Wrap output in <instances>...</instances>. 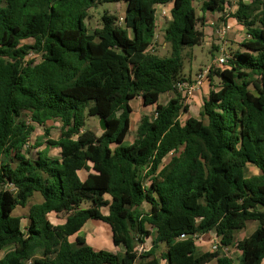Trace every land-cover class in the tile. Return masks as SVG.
<instances>
[{
  "label": "trees",
  "instance_id": "obj_1",
  "mask_svg": "<svg viewBox=\"0 0 264 264\" xmlns=\"http://www.w3.org/2000/svg\"><path fill=\"white\" fill-rule=\"evenodd\" d=\"M197 1L0 0V264H264V0H239L232 17L247 30L243 51L211 70L201 119L184 121L189 107L177 85L192 81L183 53L205 38ZM116 2L126 3L123 25L105 13L91 33L89 11ZM169 4L171 52L160 57L149 48L157 7ZM229 5L202 0L201 11L223 14ZM30 53L40 60L28 61ZM138 98L155 115L143 116L124 145ZM88 118L104 119L107 130L86 129ZM57 121L61 137L45 135L59 155L32 157L35 127ZM248 165L260 175L247 178ZM35 193L44 201L25 225L12 214ZM90 220L107 224L123 252L96 250L78 235ZM250 221L257 229L236 242ZM211 232L241 252L237 261L199 249L198 237ZM149 236L151 249L139 254Z\"/></svg>",
  "mask_w": 264,
  "mask_h": 264
},
{
  "label": "rangeland",
  "instance_id": "obj_2",
  "mask_svg": "<svg viewBox=\"0 0 264 264\" xmlns=\"http://www.w3.org/2000/svg\"><path fill=\"white\" fill-rule=\"evenodd\" d=\"M201 1L202 0L197 1L195 3V7L197 9V13L200 19L204 16V14L201 11ZM229 2L230 5L226 8L227 9L226 12L223 14L221 13L222 16L220 18H217V23L215 24V26L217 29H219L220 27H222L225 21L231 20V22L234 25V30L229 25L230 29L227 35L223 39H220L217 36H215L216 39L212 41H208L205 40L204 38V41L201 45L195 46L193 48H186L183 53L184 56L183 75L186 78H189L191 75L194 76L200 69L202 70L212 65L214 60L218 59L222 55L221 47L225 49V54L230 58L236 52L243 51L241 44L247 38V30L243 26H239L238 25L239 23L236 22V20L232 17V15L236 12L238 8L239 0H229ZM105 13H109L110 15L116 16L119 20V25H123L124 22L123 19L126 13V3L125 2L105 3L95 8H92L89 11L90 16L89 19L87 20V25L91 33L94 32L95 29H98L102 26V17ZM199 29L202 30L205 35L206 25L199 23ZM162 33L163 30L158 29V39L155 43V49L153 52L160 57H168L170 56L171 47L169 44L165 43V38ZM34 54L35 53H30L27 56V60L28 61L35 59H37V61L40 60V57H37ZM218 84H219V80L216 78L215 85ZM173 96H174L173 93L162 95L160 98V103L166 104ZM132 104L134 106V114L131 117V130L129 135L127 136L124 145H128L132 143L136 138L137 127L142 117L145 115L152 116L155 111V108H145L141 98L132 102ZM182 119L184 121L186 120L184 115L182 116ZM99 121L100 120L98 118H88L86 121V129H92L98 134L101 133ZM45 128H47L50 131L49 137L51 139H59L61 137V123L59 121L48 122L45 127L37 125L35 127L34 133L31 136V141H30V146H31L30 151L32 156H35L37 153L40 152L41 153L48 152L49 154H56L57 152V149L55 148L48 149L47 145L45 144L46 141L45 139L49 138L45 135ZM170 158L171 156H169L164 161V163L165 164L168 163ZM252 170L253 169L251 168V177L254 176ZM247 175L249 176L250 173H247ZM82 176L84 177L83 174ZM39 199H41V203H43V197L41 196V194L35 193V195L29 200L26 207H17L13 211L12 215L27 218L29 216V211L32 205L40 204ZM87 205L88 204H83V208H87L88 207ZM143 206H144V210L145 208L147 209L149 208V205L147 203H145ZM49 218L55 224H60L61 222H64L65 219L64 216L57 217L54 215H50ZM24 222L28 224V222L26 221ZM247 224L248 226L246 227V229L244 231H241L239 234H237V237H239L242 234L244 235L249 230H251L252 232L253 228L258 226V223L255 221H250ZM78 235L85 237L87 243L96 250H105L114 253H120L123 252L124 250L123 247L119 248L114 246L111 229L107 224L103 222L94 221V220L88 221ZM206 238H208L206 242H210V240L213 239V237L211 238V236ZM203 239H205V237L202 238L201 242H203ZM74 240H75V236L71 237V241ZM159 249L160 250H158V255H161L163 250L164 251L166 250V247L164 245H161ZM10 250L11 248H6L1 254V257H3ZM234 250L231 252V257L235 261H237L239 256ZM137 264H139V262H137ZM160 264H167V262L161 259ZM211 264L214 263L212 262Z\"/></svg>",
  "mask_w": 264,
  "mask_h": 264
},
{
  "label": "crops",
  "instance_id": "obj_3",
  "mask_svg": "<svg viewBox=\"0 0 264 264\" xmlns=\"http://www.w3.org/2000/svg\"><path fill=\"white\" fill-rule=\"evenodd\" d=\"M165 7H166V9L168 11L169 16L167 18H159V19L157 18V22H156V24H157V29H156L157 35H158V29L163 30V33L162 34H163L164 38H165V30L168 27L169 23L172 21L171 11H172L173 5L172 4H169V5H166ZM221 16H222L221 13H219V14L218 13H216V14H212V13L211 14L210 13L204 14V16H203L205 18V24L204 25H206V29H205V40L212 41V40L216 39L215 36H216V32H217L218 29L216 28L215 24L217 23V18H220ZM226 23L229 24L232 27V29L234 30V25L231 22V20H227ZM238 25L241 26L240 24H238ZM216 47H219V46H216ZM200 71H201V69L194 76L191 75L189 77L190 80L193 81L196 78V76L198 75V73ZM210 90H211V82L209 80H207V81H205L203 83V85L200 88V90L196 91L192 96H190V97L187 98L186 104L189 107V111H188V113L184 114V116H185L186 119H188L189 117H194V118H197V119H201V112L203 110V104H204V101L208 98L209 93H210ZM136 100L137 99L133 100L132 102H134ZM132 102H131V106L133 108V113H132V116H133V114H134V106H133ZM145 108H155V106H150V107H145ZM47 139H45V140L47 141ZM46 141H45V144H46ZM37 155H38V153L35 156H32V155L31 156L36 158ZM49 155L50 156H56L57 157L59 155V149H57L56 154H49ZM251 168L253 169L252 171H253L254 176L260 175V170L257 167H255L254 165H248L246 167V169H245V176L247 178H250L251 177ZM90 173H91V169H89V170H82V171L79 172V176H80V178L82 180H85ZM247 173H250V175L248 176ZM82 174L84 175V177L82 176ZM39 202H40V204H42L41 203V199H39ZM33 205H35V204H33ZM143 208H144V206H143ZM150 208L151 207L149 205V208L148 209H150ZM146 209L147 208H145V210ZM148 209L146 211H148ZM23 221L28 222V217L27 218H23ZM64 222H65V220H64ZM64 222H61L60 224H63ZM24 224L27 225L25 222H24ZM247 226H248V224H247ZM257 227L253 228V231L252 232H251V230H249L247 233H245L244 235L242 234L239 237H237V234H239L241 231L237 232L236 233V241L239 242L240 240H243L244 238L250 236L257 229ZM244 230H242V231H244ZM150 231L153 232L154 230H152V228H150ZM209 236H211V238L212 237L214 238L215 233L211 232V233H209L207 235H204L203 238L205 237V239H203V242H199V244L201 243L199 245V249H201L203 252H211V242H212V239L210 240V242H206V240H208V238H206V237H209ZM149 242L151 243V245H150ZM152 242H153L152 241V237L149 236L148 238H146V242L144 244L147 247L151 248L152 247ZM233 250L237 253L238 256H240L241 252L239 250H237L236 248H232V251ZM163 252H164V250H163ZM212 262L214 264H217V262L215 260L212 261ZM211 263H209V264H211Z\"/></svg>",
  "mask_w": 264,
  "mask_h": 264
},
{
  "label": "built area",
  "instance_id": "obj_4",
  "mask_svg": "<svg viewBox=\"0 0 264 264\" xmlns=\"http://www.w3.org/2000/svg\"><path fill=\"white\" fill-rule=\"evenodd\" d=\"M168 16H169V14H168V11H167L165 5H159L157 7L156 19L157 18L158 19L159 18H167ZM229 29H230L229 24L224 23L222 25V27H220L217 30L216 36L220 39H223L227 35ZM157 39H158V35L156 33L155 38L153 40V43L149 48V50L152 52L155 49V43H156ZM221 52H222V55L218 59L214 60L212 65H210L209 67H206L205 69H202L192 82L179 83L177 85L178 91L183 93L184 95H186V97L188 98V97L192 96L196 91L200 90L203 83L207 80V77L210 74L212 69L223 67L228 63V60L230 57L225 54V49L221 48ZM185 237H186L185 235H182L181 239L185 238ZM202 238H203V236L198 237V242H201ZM150 249L151 248L147 247L145 244L137 247V251L139 252V254L144 253ZM219 251H221L223 255L232 258L231 257L232 247L223 246L221 243V239L215 235L214 238L212 239V242H211V252L216 253Z\"/></svg>",
  "mask_w": 264,
  "mask_h": 264
},
{
  "label": "water",
  "instance_id": "obj_5",
  "mask_svg": "<svg viewBox=\"0 0 264 264\" xmlns=\"http://www.w3.org/2000/svg\"><path fill=\"white\" fill-rule=\"evenodd\" d=\"M101 132H105L107 130V123L104 119H100L99 121Z\"/></svg>",
  "mask_w": 264,
  "mask_h": 264
}]
</instances>
